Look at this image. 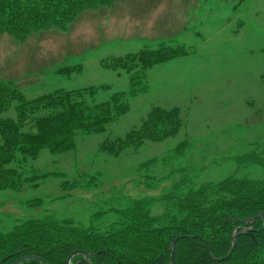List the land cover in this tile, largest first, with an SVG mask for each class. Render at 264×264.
<instances>
[{
    "label": "rangeland",
    "instance_id": "374dc122",
    "mask_svg": "<svg viewBox=\"0 0 264 264\" xmlns=\"http://www.w3.org/2000/svg\"><path fill=\"white\" fill-rule=\"evenodd\" d=\"M161 44L185 49L186 54L149 68L147 91L129 96V111L105 131L79 133L75 149L42 150L29 160V173L36 169L60 175L37 186L0 190V230L48 214L88 225L89 214L121 208L125 201L143 196L159 198L181 179L198 186L230 175L264 177L263 166L234 157L251 152L264 157V0H115L113 5L84 8L64 28L49 25L23 40L2 33L0 83L19 89L28 100L58 88L108 84L109 89L95 96L101 102L130 88V73L103 67V58ZM79 64V72L58 73ZM16 105L1 116L17 119ZM154 106L181 109L183 124L177 134L147 140L119 155L99 150L104 140L139 127ZM24 130L36 131L31 125ZM182 141L188 145L176 155ZM165 156L167 162L162 161ZM154 157L159 162L139 170ZM82 175L91 178L92 187L82 184L71 192L70 186L63 187L64 181ZM36 198L43 203L27 204ZM150 210L158 215L164 206L156 201ZM115 219L112 213L103 214L96 222L103 228Z\"/></svg>",
    "mask_w": 264,
    "mask_h": 264
},
{
    "label": "trees",
    "instance_id": "16d2710c",
    "mask_svg": "<svg viewBox=\"0 0 264 264\" xmlns=\"http://www.w3.org/2000/svg\"><path fill=\"white\" fill-rule=\"evenodd\" d=\"M114 2L0 0V33H11L23 40L32 31L49 25L66 27L86 7ZM183 54L185 49L161 44L157 49L103 58V67L130 73V88L115 92L101 102L95 101V96L100 90L109 89L108 84L71 90L58 88L28 100L19 89L0 83V190H19L25 184L37 186L40 180L57 175L36 169L29 173L26 164L42 150L64 153L75 149L79 133L105 131L110 122L129 111V96L147 91L145 80L149 68ZM80 66L60 68L58 73L79 72ZM14 102H17V119L3 118L1 114ZM182 124L179 107L154 106L139 127L124 137L104 140L99 150L119 155L123 149L140 147L147 140L158 142L173 136ZM27 125L36 131H25ZM187 145V141L180 142L176 155L183 154ZM168 157L162 161L167 162ZM234 157L264 168V157L256 152ZM157 162V157L151 158L141 163L139 170L145 171ZM83 179L87 187H92L91 178ZM68 186L73 190L79 183L64 181L63 187ZM156 201L164 206L158 215L150 210ZM125 203L121 208L89 214L88 225L76 223L71 217L48 214L17 222L11 230H0V264H14L29 255L35 257L20 264H42L41 259L46 264H68L74 252L79 253L72 256V264H169L170 244L177 236L180 238L174 245V264H264V215L250 221L252 216L264 211V177L230 175L198 186H188L181 179L159 198L143 196ZM27 204L38 206L42 199ZM111 213L115 220L103 228L97 224L96 219ZM234 235L236 242L231 251Z\"/></svg>",
    "mask_w": 264,
    "mask_h": 264
},
{
    "label": "water",
    "instance_id": "95a60500",
    "mask_svg": "<svg viewBox=\"0 0 264 264\" xmlns=\"http://www.w3.org/2000/svg\"><path fill=\"white\" fill-rule=\"evenodd\" d=\"M263 215H264V211H262V212H260V213H257L256 215H254V216H252V217L250 218V221L252 222V221H254L257 217H259V216H263ZM244 230H248V227H244ZM178 238H180V236L175 237V238L172 240L171 244H170V251H171V253H172V256H171V260H170V263H169V264H174V255H173V253H174V245H175V242H176V240H177ZM235 242H236V235H234V236H233V239H232L231 251L233 250V248H234V246H235ZM76 253H77V252H74V253L69 257V259H68V264H72V263H71V258H72V256H73L74 254H76ZM82 253H84L85 255H88V252H82ZM212 256H213V255H212ZM30 257H35V256H33V255L24 256V257L18 259L14 264H20L24 259H26V258H30ZM213 257H214V256H213ZM214 258H215V260H220L219 258H216V257H214ZM40 261L42 262V264H46V263L44 262V260L41 259Z\"/></svg>",
    "mask_w": 264,
    "mask_h": 264
}]
</instances>
